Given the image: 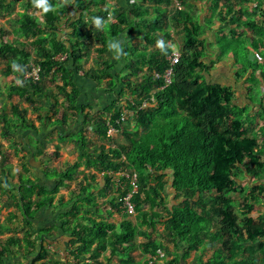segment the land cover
I'll list each match as a JSON object with an SVG mask.
<instances>
[{
	"label": "trees",
	"instance_id": "trees-1",
	"mask_svg": "<svg viewBox=\"0 0 264 264\" xmlns=\"http://www.w3.org/2000/svg\"><path fill=\"white\" fill-rule=\"evenodd\" d=\"M221 1L218 0V2ZM242 1L226 0L228 12L226 11L224 16L226 18L231 16L233 23H238L240 20L241 10L237 11V8ZM1 2L2 0L0 7L3 5ZM140 2L139 5L133 6L131 12L139 18V21L135 20L128 29L138 28L143 33L142 40L148 46H155V48L150 54L139 52L133 56L123 55V58L128 60L127 63H131L130 77L121 76V71H116V67H110L108 62H104L102 55L112 50L116 40L124 33L125 29L121 26L126 20L125 9L113 10L112 14L117 18V22L107 23L106 27L96 34L87 28L84 20L86 15H90L91 8L95 5L101 19L108 17L111 11L107 9L106 0H67L66 4H59L58 8L51 6V11L43 12L44 21L38 20L30 13L19 15L17 20L18 35L24 38L39 37L35 41L38 50L35 53L37 64L43 70L42 80L37 84L30 82L32 89L42 90L46 75L56 72L64 83L59 87L60 93L63 94L73 78L79 76L80 71L83 70V56L89 53L96 43H99L103 47L99 49L101 55L98 65L103 66V69L84 71L85 79L95 83H102L109 79L105 82L106 91H104L108 94H113L112 91L118 88L116 84L121 85L122 89H119L116 100L106 103V108L103 110L104 116L94 121L93 125L97 129V134L101 138L109 137L108 122L116 128L120 126L123 128L125 122L121 125L117 122L125 108L134 112L135 116L137 128L134 132L127 129L123 131L124 142L112 141V146L109 148L96 147L98 151L91 150L89 148L91 144L84 143V140H81L79 144L82 147L86 145L85 148H88L87 151L90 152L86 156L87 169L104 173L128 169L138 174L140 190L134 198V203L137 213L142 216L141 225L130 219H124L117 225L106 220L97 221L89 216H86V219L78 218L81 208L76 202L70 214L73 219L69 215L64 216L65 220L62 222V230L71 238L70 247L66 251H70V256L78 259L89 253H92L91 257L95 258L111 249L112 257L107 264H114L113 258H120L117 264H137L132 255L135 250L151 255L162 252V243L158 241L160 239H158L156 228V225L161 222L165 229L163 234H158L159 238L162 236L172 242L184 261L193 252L197 254L205 252L209 246H215V242L220 240L222 245L216 249L213 257L202 261L201 264H252L251 259L239 261L236 257L240 251L246 250V246L243 245H253L264 231L263 225L257 224L250 216L252 208L255 203L257 204L256 195L253 192L246 198L243 209L247 213L241 225V220L236 214L235 201L229 199L226 193L245 192L237 180L238 174L247 173L250 176H256L258 180L264 174V126L260 129L262 138L260 140L257 134L247 130L250 110L234 104L235 90L209 81V74L214 64L204 62L209 55L203 48L200 24H194L192 21L187 24L182 11H177L169 17L157 13L158 16L151 19L149 17L151 9L146 3H153L154 0H140ZM69 7L81 13L79 21L72 22ZM33 8V2L30 0L27 9ZM257 8L259 9L260 6ZM260 13L264 17V11ZM92 15L94 14L92 13L91 17ZM67 17V22L63 23ZM62 24H66L64 30L61 29ZM258 24L259 20L251 24L259 37L254 41L253 48L255 52H259L264 63V20L262 25ZM176 25L177 27L185 25V47L183 52L181 51V60L175 67L173 82L166 86L162 78H156V74L163 76L169 69L168 57L172 53V47L169 45L172 40L169 29ZM66 33H68L67 37L63 40V35ZM158 40L162 41L163 48L157 46ZM46 43L49 46L44 45ZM237 45L239 44L231 45L234 50L229 49V51L233 52V57L243 67L244 72L250 69L255 71L262 65L258 63L257 58L260 56L256 53L258 56L256 66L250 62L241 61ZM32 50L31 45L23 42L16 45L3 44L0 47V56L6 58L23 56L24 60L18 64L20 70L24 72L26 68L32 67L28 65ZM61 54L67 55V59L63 62L56 60V57ZM71 64L73 66H70ZM262 75L264 77V73ZM77 94L75 92L74 97H69L73 108ZM144 100H149V106L141 109ZM253 102L261 106V110L264 111L260 101L254 99ZM49 106L48 110L43 109V112H47V117H40L43 125L51 124L63 133L66 113L61 111V104L55 94L49 99ZM79 110L83 111L82 108ZM19 114L21 116L16 122L18 125L22 124L21 128L17 127L20 130L18 141L22 139V142L18 144L22 143V151H26L27 159L31 160L34 153L29 151L28 143L30 131L35 127L26 125L27 112L18 111ZM61 114L64 116L63 119L52 123V118ZM61 133L60 137L63 136ZM54 156L57 157L58 153L55 152ZM4 163L2 167L8 173L6 183L9 184L14 177L11 167H7L8 163L4 166ZM29 166H31L30 163L25 165L26 172H30ZM78 168L79 166H73L62 172L56 169L44 172L38 177L40 178L38 182L27 176L21 179L20 176V185L17 187L18 203L21 210L26 213L28 226L32 227L40 210L54 207L55 195L76 179ZM167 173L171 174V187L177 199H183L181 203L172 205L171 208L163 198V193L169 184L164 179ZM42 177H45L44 182ZM104 177L109 192L112 190L111 180L107 174ZM153 179L156 181L155 184L152 183ZM1 181L3 179H0V191L6 190L8 185ZM47 185L53 187L52 192L45 191ZM81 189L89 196L88 187L82 184ZM256 190L259 191L260 196L264 194V186L256 185L254 191ZM37 191L39 193H36ZM212 193L216 196L209 203L207 196ZM123 196L124 193H122ZM115 201L113 199L109 203L118 210L120 201ZM66 205L63 202L60 203L61 207ZM143 206H148L149 211L144 210ZM161 211L167 214L163 215ZM215 223L217 227L214 230ZM54 233L51 230L40 231L36 235L29 232L33 241L29 244L36 252L33 253L34 255L39 253L38 260L41 264H64L46 260V257L51 256L47 247L53 241ZM209 235L210 244L206 239ZM19 242V238L12 237L7 247L16 246ZM8 251L6 248L0 251L1 262ZM224 253L227 257H223ZM261 257L264 264V251ZM160 258L165 261V264L179 262V258L171 260L166 257ZM199 258L197 257V260ZM31 260L32 258L30 262Z\"/></svg>",
	"mask_w": 264,
	"mask_h": 264
},
{
	"label": "rangeland",
	"instance_id": "rangeland-1",
	"mask_svg": "<svg viewBox=\"0 0 264 264\" xmlns=\"http://www.w3.org/2000/svg\"><path fill=\"white\" fill-rule=\"evenodd\" d=\"M1 1V0H0ZM30 0H2L1 4L3 3L2 7H0V47L3 44H18L20 42L27 43L31 45L33 48L32 50V57H30L28 61V65L35 67L38 66L36 61V53L37 46L35 44V41L39 38L30 37V38H24L21 35H18L16 32V29L19 27L17 20L19 19V15L30 13L32 15H36L35 18L38 20H44L41 17V11L35 13L34 7L33 9L28 10V2ZM225 4H227L226 1L222 0ZM234 1V0H232ZM59 0H52L48 2L50 6H53L54 8H58ZM110 3L111 0H108ZM214 3V2H213ZM257 5H260V8H257ZM175 9L176 7L173 6ZM183 9V7L181 6ZM241 10L240 20L237 23L231 22V16H229L224 21H219L218 15H215L216 24L218 25V40L223 42V46L221 47L222 51L226 49L225 54H223V58H228L226 55L228 53L229 49L234 48L231 45H237L238 53L241 57V61L250 62L252 65H257V59L258 63L262 64L260 67H258L255 71L248 70L249 73L245 76L242 74L243 78H248L246 86H249L251 89V92L248 93L249 96L251 95L256 100L260 101L264 105V63L261 55L259 52H255L253 48L254 41L259 38L257 33L253 30L251 27V24L253 21L259 20V26L262 25V21L264 20V17H262L261 13L264 11V0H243L237 10ZM212 10L209 8V11ZM211 12V11H210ZM213 15V14H212ZM226 17V16H225ZM237 17H239L237 15ZM209 18V14L207 18H204L206 21ZM203 19V20H204ZM204 20V21H205ZM212 26V25H209ZM182 28V27H181ZM179 28V33L174 34V42L179 46L181 51L183 52L184 49V30ZM214 29H211V31ZM217 31V29H215ZM213 32V31H212ZM207 34V38H204L205 40L209 39V31H206L205 29H201V34ZM33 45V46H32ZM46 46H49V44H44ZM229 45V46H228ZM204 48V47H203ZM30 50V48H28ZM153 50V49H152ZM258 54L260 57L256 56ZM38 57V56H37ZM256 57H258L256 59ZM23 56L18 57H2L0 56V179H3L1 181L2 183H6V178L8 173L5 172V169L2 167V164L4 161V166L6 163H8L7 167H11V173L14 177V180L12 179L11 182L6 185V190L0 191V251L4 248L8 249L9 251L6 252L4 255L3 262L0 261V264H28L30 262V259L32 258L31 262L32 264H39L40 260H38V257H40L33 249V246H30L29 243H32V236L29 235V232L32 235H35L36 232H40L37 230L38 225H34V227L28 226V223L26 222L27 216L26 213H24V210H21V207L18 203V188L20 185V176L21 179L24 177H28L30 172L25 171L24 164H27L28 159L26 155V151H22L20 148V145L18 142H22V139L18 141L19 138V128H21V124H17V119L21 115H18V111L20 112H27L26 116V125H38L40 128H42L41 120H39V114H41V117H47V112H43V109L48 110L49 109V99L54 96V94L58 97L60 101H63V97L60 93L59 87L61 86L62 82L60 79V76L55 73H50L46 75L44 81V88L42 90H35L32 89L30 82L26 81L24 79L23 73L26 71L20 70L19 62L23 61ZM13 61H15L17 64L13 65ZM28 65L26 67H28ZM31 67V68H32ZM28 69V68H26ZM30 69V68H29ZM236 69L239 71L242 69L241 66H236ZM12 70V73H11ZM247 71V72H248ZM246 72V73H247ZM207 77V76H206ZM239 79V82L241 83V86H244V80ZM43 97L47 98V100ZM247 97V96H245ZM242 105L246 104L251 111L250 114V122H248L247 130L250 133L257 134L258 138L261 140L260 135V129L264 126V111L261 110L257 105H253L254 107H258V109L252 110V105L248 102L247 98H243V100L239 101ZM16 108V110H15ZM124 114L127 113V119L123 126V131H126V129L130 132H134L137 128L136 122H135V116L132 111H128L127 108L124 109ZM59 116H55L54 119L58 120ZM52 118V120H53ZM60 120V119H59ZM41 121V122H40ZM19 127V128H17ZM56 129L53 130V146L52 143L49 144L50 149L54 147V151L56 150L57 146L58 148H61L62 150L70 151L73 149L71 145H66L59 139V135L56 132ZM52 137V136H51ZM116 143H122L124 142V133L121 132L117 134L114 138ZM52 140V139H51ZM113 141V140H112ZM60 144H62L60 146ZM109 144H112L111 142ZM49 149V151H50ZM52 150V149H51ZM54 153V152H53ZM48 155L50 153H47ZM51 157V155H49ZM30 162V159H29ZM60 162V161H58ZM64 165L60 163H57L55 168L49 167V171H52L53 169H56L57 171L62 172L64 169ZM6 173V174H5ZM9 177V176H8ZM10 178V177H9ZM165 181L169 183V185L166 187L163 198L168 203L169 208L172 207V204H177L182 202V198L177 199V197L173 196V190L171 188V174L167 173L166 176L164 175ZM17 180L18 183L15 182ZM238 182H240L241 187L245 190V192L238 191V192H228L226 193V196L229 199H232L235 201L236 204V214L239 216L242 225V220L245 219V215L247 211L243 209L244 203H246V198L249 195H252L253 192L256 195V202L254 207L252 208L250 212V216L255 220L257 224L263 225L264 228V194L259 195V191H254V187L256 185L264 186V174H262L261 179L258 180L256 176H250L247 173L244 174H238ZM153 184L156 183L155 179L152 181ZM14 192V193H13ZM36 193H39L38 191ZM112 199L114 198L116 201L119 202L122 198V192L118 191V193L113 192L112 193ZM216 194L212 193L207 196V199H209V203L213 201ZM106 197V196H105ZM109 197V193H108ZM34 199V198H33ZM110 199V198H109ZM109 199L107 198L106 201L103 198L99 202H105L108 203ZM197 199V198H195ZM120 207V206H118ZM58 208V207H57ZM144 210L149 211L148 206H143ZM116 217L114 219H117V222H120L124 219H130L133 222L137 223L138 225H141L142 216L141 214L137 213L135 217H129L128 215L122 213L120 211V208L116 209ZM163 215H166L167 213L165 211H161ZM104 213H100L102 216ZM96 219L100 220H107L110 221L111 217H106L103 215V217H96ZM41 226V225H40ZM217 227V224L215 223L213 225V229L215 230ZM157 232L162 233L165 229L164 224L159 222L156 225ZM159 242L162 243V252L157 255H151V254H143L140 250H135L132 255L135 259L136 263H139V261L144 263L147 259V257H166V259L173 257L175 259L176 257H181L179 251L175 248L174 244L170 241H167L166 239L162 238V236L159 238L160 235H158ZM163 234V233H162ZM264 234V231H263ZM259 235L256 243L253 245L247 244L243 245L246 246L245 251H240L238 254V257H236V260H245V259H251L252 264H263V257H261L262 252L264 251V236ZM12 237H16L20 239V242L16 246H11L10 248L7 247L9 239ZM206 237V236H205ZM209 244L211 243V237L210 235L208 238L206 237ZM140 240H142L140 238ZM215 246H209L205 252H201L199 254L193 252L190 257H200L197 262L194 264H201L202 261L205 259L208 260L209 257H213L215 251L217 248H219L222 244L221 241L218 240L215 242ZM70 247V246H69ZM93 251V250H92ZM90 251V252H92ZM67 254V252H66ZM51 255V254H49ZM52 256V255H51ZM50 256V257H51ZM92 253L86 254L84 257H91ZM31 257V258H26ZM98 257H112L111 255V249H108L107 251H104L99 255ZM141 259H138L140 258ZM175 257V258H174ZM223 257H227L224 253ZM92 258V257H91ZM90 259V258H89ZM107 259V258H106ZM108 260V259H107ZM117 262H120V258H116ZM163 261V259H162ZM30 262V264H31ZM102 264H107L108 261H101ZM116 262V264H117ZM118 262V263H119ZM231 263V262H229Z\"/></svg>",
	"mask_w": 264,
	"mask_h": 264
},
{
	"label": "crops",
	"instance_id": "crops-1",
	"mask_svg": "<svg viewBox=\"0 0 264 264\" xmlns=\"http://www.w3.org/2000/svg\"><path fill=\"white\" fill-rule=\"evenodd\" d=\"M52 0H48V2ZM60 2L57 3L60 4H66L67 0H59ZM226 1V0H224ZM214 2V3H213ZM141 2L140 0H111L109 3L108 0H106V6L107 9H109L111 12L105 19H101L100 15L97 14L98 8L95 6H92L90 15H86L85 22L87 24V28L89 30H93L95 34L102 30V28L106 27L107 23L114 24L117 22V18L112 14V11L115 9H125L127 13H125L126 20L125 24L121 26V28L125 29L124 33H122L119 38L116 40V43L113 45V49L107 51L106 53H102L104 62H108L110 67H116V71H121V76H129V66L131 63H127L128 60L126 58H123V55L126 54L127 56H133V54H137L139 52L142 53H148L150 54L155 48V46H148L145 41L142 40L143 33L138 29H128L130 26H132V23L136 20L139 21V18H137L135 15H132L131 12L133 11L134 5H139ZM147 6L150 7V18L154 19L158 16V14H163V16L169 17L171 14L182 11L185 16L184 20L187 21L186 23L192 21L194 24H200L201 29H205L206 31H209V39L205 40L204 38H207V34H202V39L204 41V48L209 55L207 59H205L204 62L207 64L213 63L214 66L212 67V72L209 74V81H211L213 84H220L222 86L232 87L235 90L236 93V100L234 104L239 106H246V104L242 105L239 101L243 100V98H247L248 102L252 105V110L261 108V106H258V104L254 103V97L251 95L249 96L248 93L251 92V89L249 86H246L248 78L242 79V74L245 76L249 73V71L246 73L243 71V67L237 63L235 58L233 57V52L228 50L227 57L223 58V54H225L226 49L222 51L221 49V41L218 40V25L216 24L215 15H218L219 21H224L227 18L224 16V13L228 12V5L225 4L223 1L218 2V0H154L153 3H146ZM70 6V5H69ZM173 6L176 8L174 9ZM183 7V9L181 8ZM260 5H257L259 7ZM209 8L212 9L209 11ZM158 9V11H157ZM226 9V10H225ZM239 10V9H238ZM237 10V11H238ZM32 11V10H31ZM41 11V15H43V11ZM39 10L34 9V12H40ZM69 11L71 12L70 17L73 18L72 22L79 21L81 17V13L77 11V9L69 7ZM236 12V10H235ZM92 15L91 17V14ZM96 13V14H95ZM158 13V14H157ZM209 14V18L207 21L204 18H207ZM213 14V15H212ZM36 16V15H35ZM44 19L43 17H41ZM205 21H204V20ZM68 20V17L63 21V23H66ZM123 20V19H122ZM44 21V20H40ZM66 25V24H65ZM62 24L61 29L64 30L65 26ZM186 25V24H185ZM185 25H182L181 27H177V25L173 28H170L169 31L171 33V41L169 42V45L172 47V45H177L174 42V34L179 33L178 30L181 28L184 30ZM212 25V26H209ZM128 29V30H127ZM211 29H214L211 31ZM217 29V31H215ZM66 33L63 35V40L66 39ZM178 46V45H177ZM102 45L99 43H96L95 46L91 49V51L87 54H85L82 58V65L83 70L80 71L79 76L73 78L72 82L68 85L67 89L64 91L62 97L63 101H60L61 104V111H65L66 120L64 125V132L61 133L58 129H56L57 134L59 135V139L61 142H63L66 145H71L73 149L68 151H64L61 148H56L54 151V147L50 149L49 144L53 142V130L55 128L49 124L48 126H44L42 120L40 119L41 114H39V120H41L42 128H40L38 125H34L35 129H31L30 131V141L28 143V149L29 151H33V157L31 158L30 162L28 159L27 163H30V174L28 177L32 179L33 181L39 180L40 176H42V173L49 171V167L55 168L57 163H60L64 165V170H67L70 167L73 166H79L78 168V176L76 179L71 182L68 186H65L62 188L54 197V207L50 209H42L39 211L35 221L33 222L32 228L34 225H38L37 227L38 231H46L51 230L55 232L52 236V242L47 247L48 251L50 252L52 256L56 255L55 257H46L47 262L55 261L60 262L64 264H102L101 261H108L111 259L110 257H80V258H74L72 256H69L66 254V250L70 246L71 238L69 235H66L64 231L62 230V222L65 220L64 216L70 217L71 212H73V207L76 202L78 203L77 206L81 208V211L78 215V218L86 219V216L95 218L96 217H103L106 216L111 217L109 223L119 224L120 222H117V219H114L116 215V209L110 204L109 202L112 199L113 192L112 190L108 192L106 188V182H105V174L104 172H98L94 169H87V153L90 152L87 151L88 148L82 147L79 143H81V140H84V143L91 144L89 145V148L91 150H96L97 148H100L102 146H106L107 148L111 147L112 139L110 137L101 138L97 134V129L95 128L94 121L104 116L103 110L106 108V103L110 102V100H116L117 94L119 93V89H122L121 85L116 84L118 86L117 89H115L112 93H106L105 90V82H107L109 79H106L102 83H95L93 81H90L88 79H85V73L84 71H91V70H98L103 69V66L98 65V61H100V53L99 49H102ZM138 47V50H136ZM134 60V59H133ZM241 66V70H237L236 66ZM70 66H73L71 64ZM73 68V67H72ZM70 68V69H72ZM240 75V77H238ZM130 77V76H129ZM239 79L244 80L243 85L241 86V83L239 82ZM62 84L64 85L63 81L61 80ZM74 85V86H73ZM77 92V96L75 97L76 104L73 105L71 102H69V97H74V93ZM67 94V95H66ZM247 96V97H245ZM58 98V97H57ZM47 100V99H46ZM256 100V99H255ZM48 103V100H47ZM253 105H257L258 107H254ZM78 107V109H76ZM264 107V105H263ZM79 108H82L83 111L79 110ZM262 109V108H261ZM250 110V109H249ZM80 111V112H79ZM251 114V111H250ZM63 114H61L58 118L60 121L63 119ZM55 118V116H54ZM52 120L57 121L56 119ZM106 118V117H105ZM58 119V120H59ZM47 123V121H46ZM60 133L63 135L60 137ZM52 136V137H51ZM52 139V140H51ZM115 140H113L114 142ZM19 143V142H18ZM27 144V143H24ZM83 144V143H82ZM20 148L23 149L22 143L19 144ZM62 144H60L61 146ZM53 146V143H52ZM50 149V151H49ZM24 151V150H23ZM58 153V156L55 157L54 153ZM50 153L51 157L47 154ZM27 155V153H26ZM60 161V162H58ZM26 164H24L25 166ZM55 170V169H54ZM42 181H45V177H42ZM16 183L17 180H15ZM38 182V181H37ZM43 182H41V185H43ZM20 183V182H19ZM47 183V182H46ZM84 184V186L90 191H88L89 196L82 192L81 185ZM169 185V184H168ZM167 185V186H168ZM52 186L46 187V192H52ZM172 188V187H171ZM173 190V189H172ZM174 192V190H173ZM14 193V192H13ZM109 193V197H108ZM106 196V197H105ZM174 197H177L175 192L173 193ZM91 202H90V199ZM93 197V199H92ZM105 199L104 201L109 199L108 203L99 201L102 199ZM65 203L66 206L61 207L60 203ZM88 203V204H87ZM96 205V206H95ZM171 205H174L171 203ZM58 207V208H57ZM104 213L102 216L100 213ZM109 213L111 215H109ZM63 216V219H62ZM73 219L72 217H70ZM103 220V219H100ZM99 219L97 221H100ZM107 221V220H106ZM41 225V226H40ZM72 228V226H71ZM38 232H36L37 234ZM35 234V235H36ZM58 252V253H57ZM90 258V259H89ZM108 260H107V259ZM175 258V257H174ZM177 258V257H176ZM179 262L178 264H194L197 260V257H188L185 261L183 257H178ZM211 257H209L210 259ZM138 259H141L138 258ZM173 259V257L169 258L168 260ZM205 259L204 261H206ZM113 263L116 264L117 260L116 258L112 259ZM119 262V261H118ZM117 262V263H118ZM41 264V262L39 263ZM141 262L139 261V263ZM143 264V263H142ZM163 264H165V261L163 260Z\"/></svg>",
	"mask_w": 264,
	"mask_h": 264
},
{
	"label": "built area",
	"instance_id": "built-area-1",
	"mask_svg": "<svg viewBox=\"0 0 264 264\" xmlns=\"http://www.w3.org/2000/svg\"><path fill=\"white\" fill-rule=\"evenodd\" d=\"M182 57L181 50L178 46L173 47L171 55L168 57L169 69L165 72L163 76L156 74V78H162L166 86H169L173 82V75L176 65L180 62ZM67 59L66 54H61L56 57L57 61H65ZM42 67L40 65L27 69L23 73V77L26 81L37 84L42 80ZM154 99H152L153 101ZM149 106V100H144L141 106V109ZM134 113V112H133ZM127 119V113L122 114L120 120L117 122L118 125H121ZM122 132V127L116 128L108 122V136L114 138L115 135ZM107 175L110 177L112 192L118 193L121 191L124 193V196L118 203L120 206V211L129 217H135L137 215L136 205L134 203L135 196L139 193L140 182L139 176L135 171H130L128 169H121L120 171H109ZM67 255L70 256L71 252L66 251ZM143 264H163V261L160 257H147L146 261Z\"/></svg>",
	"mask_w": 264,
	"mask_h": 264
},
{
	"label": "clouds",
	"instance_id": "clouds-1",
	"mask_svg": "<svg viewBox=\"0 0 264 264\" xmlns=\"http://www.w3.org/2000/svg\"><path fill=\"white\" fill-rule=\"evenodd\" d=\"M32 2H33L34 7H36L37 9H41L44 13H47V12L52 10L51 6L48 4V0H32ZM157 46L160 47V48H163L164 45H163L162 41L158 40L157 41ZM176 46L177 45H174V46L172 45V50H173V47H176ZM15 64H17V63L15 61H13V65H15ZM122 132H123V128H122Z\"/></svg>",
	"mask_w": 264,
	"mask_h": 264
}]
</instances>
